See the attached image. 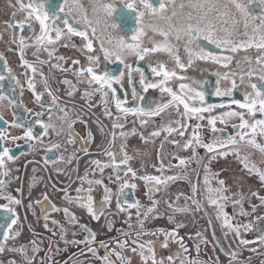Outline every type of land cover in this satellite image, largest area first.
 <instances>
[{"label":"snow or ice","instance_id":"1","mask_svg":"<svg viewBox=\"0 0 264 264\" xmlns=\"http://www.w3.org/2000/svg\"><path fill=\"white\" fill-rule=\"evenodd\" d=\"M11 3V0H9ZM47 0H15V4L12 5L15 8L13 12V20L7 22L8 28L18 29L21 33L24 32L27 26L30 30L32 29V23L35 22L39 25V34H34L33 38L26 37L24 35L19 36L18 39V54L20 57L21 66L26 70L31 71L33 75L37 74L38 70L34 64L29 63L25 57V49L28 47H34L36 51L33 55L36 56L37 60L44 64L46 61L40 60L38 55L39 51L48 53L49 57L53 56L55 52V47L51 50L48 46H56L63 38L69 36H77L81 38V53L85 55L88 65L81 66L78 69H63L62 61L64 57H57V63L53 64L52 67L63 69L65 71L71 70L73 74L78 77V83H86L87 88L85 89L82 98H86L89 101L91 98L99 94L101 102L104 104V115L112 118L113 122L111 125L112 131L110 133L111 140L109 144H114L116 140V129H123L124 125L119 123L122 117H127L129 115L141 118L145 117L147 119H139L140 124L149 123L150 119L155 116H159L161 113L165 112L169 107L176 109V115L179 117L174 121L178 128L173 127H163L161 130H156L151 133L152 137H158L161 131L166 132L168 135L176 133L177 135L184 137L185 129L192 127V135L187 138L181 145L185 150L191 149V159H195L198 162V166L204 168L206 173L209 172L207 164L204 160H215L219 157H226L230 154L235 155L236 159L242 164L243 169L249 174H255L258 176L259 181L264 184V171H261L256 167L255 164L250 163V154L241 156L240 148L248 147L256 152H258L262 160H264V143L260 140H264V15L259 17L250 14L246 4L257 2V0H226L225 3L220 4L218 0H194L193 7L195 9V14L190 12L187 18H181L180 20H173L176 16V9L172 7L169 8L170 4H174L175 0H158L157 4L154 6L150 3V0H139V7H137V0H121L125 3V7L134 13L135 29L131 35V40H125L121 38L118 33V29L121 25L126 23V17H121L122 23H117V19L114 15L116 8L114 7L115 0L112 2H103V0H95L93 5V17H89L84 13L83 8L75 2V0H63V3L59 7L58 12H49L45 8ZM258 3L264 7V0H258ZM234 6L240 15L243 17V31L240 32L237 25L239 21L234 18L231 14V7ZM76 10L77 16H73V10ZM169 11L171 14L169 15ZM63 13V16L60 15ZM103 13V16H101ZM22 18L15 19L17 15ZM159 20L163 21L168 25L167 29H163L152 25V21ZM212 21H217L213 23ZM220 21H223L222 23ZM101 23L105 25L103 29L102 37H96L101 39L100 52L103 53L104 59L106 61L115 60L119 64L123 65L128 70L129 80H132V73L140 72L139 68L133 69L130 64L125 63L126 58L129 56H134L138 61H144L148 58L147 62L150 65V70L155 77H159V80H148L143 72H140V84L143 87L144 92L149 89H159L160 93L167 94L170 99L167 103L159 102L155 104V107L148 106L144 107L142 105L136 107H128L127 99H122L117 93L118 89L114 85H120L121 79L124 76V72L120 71L118 75H112L109 72H104L103 74H97L95 68L99 66V57L96 55L93 46V40L89 36V30L92 36H96L97 26ZM62 25V26H61ZM74 25H82L83 30H78ZM145 28H149L153 33L158 34L163 37V40L156 42L149 40L151 47L144 46V36L146 35ZM115 30V31H110ZM250 29V31H249ZM221 33V34H218ZM169 37L177 41L184 39V51L187 54L188 62L187 65L181 62L180 56L178 55L177 47L172 44ZM240 37V38H233ZM31 39V43L27 41ZM207 41L208 44L214 45L217 49L226 51L230 53L229 55L217 56L212 52L206 51L199 41ZM13 43L17 42L15 33L13 34ZM108 47H105L104 44ZM195 45L199 51L193 50L191 47ZM64 47H77L75 44H63ZM86 50V51H85ZM249 50H254V53L249 55ZM165 52L174 62L173 67H169L164 62H157L155 66H151L152 54ZM239 52H244L245 55L243 60L247 65L246 69H241L239 73V83H245V77H247V86L243 90V100L232 99L231 104L236 107L232 109L231 104L218 103L210 104L206 103V89L205 84L207 81L197 82L192 81L191 83H186L187 77L183 75L186 67H190L194 60H210L214 63H220L224 68H228L234 60V55ZM0 61H4L5 70L11 75V69L7 67V62L4 57L0 55ZM80 62L78 60H73V65H78ZM237 67H240V62L237 61ZM179 69V72L177 71ZM43 76V73H39ZM218 79L216 80V86L211 95L216 97H232L233 91L238 87L237 83V73L233 72L229 75L228 72L217 73ZM26 80L28 82V88L32 92L35 102L41 107L44 104L41 103L42 95L41 92L35 87V82L31 77H28L25 73ZM255 78V82L253 81ZM4 77L0 76V80ZM12 79H16L12 76ZM178 82V90H176L171 83V81ZM221 80L229 81L230 87L226 89H221ZM63 83L70 85L73 90L76 86L72 85L71 81L65 80ZM19 84V81H17ZM44 91H47L48 96L52 98L51 104L47 107V115L49 120L52 119V108L55 106L59 113L57 119L62 122H66V129L61 126L60 131H56L57 125L55 123L45 122L41 117H43L45 112L36 113L37 119L35 123L43 130L42 133L36 134L33 131V127L26 125L24 123H17L13 119L11 126L23 129L22 136H10L6 129L0 130V199H4L7 203L0 205V218L4 220V223H0V254L7 252L15 253L21 257V264H34L35 254L41 251V248L36 243L35 240L31 241V253L29 254V248L27 245L21 244L16 246L13 243L12 246L8 245L9 241L15 242L17 238L21 235V230H14V226L18 224V214L16 212V206L22 204L20 199L13 197L12 195H5L4 189L11 182L10 174L12 169L9 164L18 159L17 156L12 154L9 147L5 145L7 143H14L17 140L24 139L27 142H32L29 145L30 151L34 150L33 145L39 144L45 149L44 164H59L67 163L71 164L72 160L75 158V152L71 155L65 157L63 154H56V150L61 147L59 142L45 145L43 141L44 136H49L53 133L59 136L66 132L68 137L67 144L74 145L79 142V137L73 131L74 124L81 118L79 115L73 119L70 116V112L75 111L74 109L65 110V107L58 104V97L55 96L52 90L47 86V78H44ZM69 96L73 95V91L67 93ZM111 94V95H109ZM137 98V92L133 90V100ZM141 101L145 99L144 96L139 97ZM7 99L9 108L17 105V101L11 97H5L0 95V101ZM112 104L115 106L116 113L114 114L110 111L108 105ZM183 111H180V108ZM216 109H222L218 115L213 114ZM208 113V116L204 114ZM257 114L261 118H256ZM186 120H196V121H207L206 125L196 123L194 126L187 125ZM232 120H238V123H231L232 134L221 137L218 133L223 132ZM0 121L5 125L8 121H4L2 115H0ZM223 125V128H217V123ZM207 127L213 134L209 142H205L201 129ZM51 130V131H50ZM100 131L103 132L104 128L101 126ZM132 135H135V128L132 129ZM120 136L128 137L129 133L121 131ZM93 135L91 132L87 133V138L84 140V144H88L93 140ZM141 138L148 142L147 136H141ZM198 148H203L205 150L206 156L199 157L197 153ZM80 151L87 152V148H81ZM123 146L121 147V152H123ZM104 155L110 157L108 162H102L99 159L92 160L90 163L94 166L93 176L95 172H99L103 175L105 169L111 168L112 175H109V183L118 184L117 191L114 193L111 188H109L103 179H89L88 173L86 172L83 177H80L81 186L75 188L77 195L71 197L68 194L67 189H62L64 192L63 199L69 205H77L82 209L87 211V214L92 220H99L104 216L106 206L111 205L113 198L116 199V209L119 213H127L128 219L125 221L128 223L129 229L133 228L130 223L132 213L128 212V209L135 208V215L137 217V227L135 230V235L131 231L119 230L120 237L111 241L110 243H105L101 241L99 247L104 249V255L99 256L97 249L93 246L96 243V233L87 227L85 224L78 222L74 213L69 211L68 207L60 209L55 204H51L47 211L50 212H60L64 213L65 219L70 225L79 227L80 231L85 233L83 241H71L73 244L83 243L86 246V251H82L81 255L90 253L91 256L100 261V264H131V258L123 254L124 250L131 248L132 253L137 254L140 257L141 264H165V259L167 264H219L218 260L212 261H201L199 255L192 258L189 252V248L183 242V238H178L177 231L175 229L171 231H164L163 229H157L155 231H149L145 228V222L150 219L159 218V208L158 205L161 201L154 198L153 194L160 192L162 189L166 188L170 182H176L186 178L187 173H177L174 175L165 176H154V175H142L137 176V172L133 170L132 167L128 166L129 161L133 158L124 153L123 158H119L117 153L112 151L110 148L104 149ZM178 164L173 166L169 164V168H185L188 161L182 157H176ZM124 165V168H121ZM164 165L161 164L157 171L163 172ZM57 168L56 171H60ZM35 171V169H33ZM123 171L124 176H120V172ZM213 177L218 176V173H213ZM9 178V179H4ZM139 179L144 182L146 188L145 195L148 196L149 205L145 206L140 203L139 200L129 202L124 199L125 190L137 188V184L131 181ZM216 183L219 185L216 188L211 186V183L206 175L205 177V189L203 193L198 192L197 185H192V196L186 199L191 200L192 205L195 206V211H199L202 206V201L197 199V195L203 194L209 205L214 206V210L217 212V219L223 221V227L228 230L229 233H234L236 238H240V228L243 227L247 230V225H233L230 218L224 211V205L228 201L232 200V196L226 195L229 191L226 186V182L223 179H217ZM87 184L88 187L85 188L83 185ZM93 185H97L103 188V199L100 201L99 207L95 206V200L92 195L94 191ZM232 195L242 194L233 193ZM251 196L257 197L261 205H264V197H260L257 192H252ZM123 199V203L121 200ZM180 196L176 197L178 201ZM47 195L44 196V201H48ZM233 204H240L241 200H233ZM39 204L40 201H37ZM167 203L169 209L172 213H186L189 212V207L184 204H178L175 202ZM127 205V207H125ZM31 207V205H29ZM252 210H256V205H251ZM143 209V211H141ZM242 215H247L241 209ZM45 228L48 227L49 216L44 215ZM169 222L174 220L173 215L168 216ZM53 225H58L59 222L55 219L51 220ZM183 227L182 224L177 225V228ZM113 230V225L108 222V231ZM66 230L63 226H60V238L64 240ZM76 235V233H73ZM163 236L164 239L161 241V248L168 249L169 241L177 243L179 245L178 250L174 254L168 255L166 258L161 257L159 260L156 256V250L154 247L155 241L152 239H143L144 237ZM196 244L195 250L197 254L200 252V246L203 243H207L205 237L200 233L195 234ZM261 241L264 242V237H261ZM68 243V241H65ZM241 245H247L249 243L246 239H239ZM59 248L56 252H60ZM52 249L49 248V253L46 254V259H41L40 264H59L58 261L54 260L51 255ZM187 253V255H186ZM115 257V260L112 257ZM70 260L76 259V264H79L78 258H69ZM237 260V253L233 251L229 256V264H234ZM9 264H17V261L11 260ZM64 264H68L65 261Z\"/></svg>","mask_w":264,"mask_h":264},{"label":"flooded vegetation","instance_id":"2","mask_svg":"<svg viewBox=\"0 0 264 264\" xmlns=\"http://www.w3.org/2000/svg\"><path fill=\"white\" fill-rule=\"evenodd\" d=\"M26 3L27 0H24ZM71 2V0H70ZM79 4L84 13L91 19L93 17V5L95 0H75ZM103 2H112V0H103ZM127 2V0H125ZM158 0H150L154 6L157 4ZM226 0H218V3L223 4ZM63 3V0H47L45 8L49 12H58L60 5ZM194 0H175L174 4H170L169 8L174 7L176 9V16L173 17V20H180L181 18H187L188 14L192 12L195 14V9L193 7ZM15 4V0H0V55L4 57V60L7 62V67L11 69V75L7 70H5L4 61H0V76H3L4 79L0 80V95L5 97H11L17 101V105L9 108L8 101H0V115L3 116L4 121H8V124L5 125L0 121V130H5L10 136H22L23 129L12 127L11 123L13 119L17 123H24L33 127V131L36 134H40L43 130L35 123L37 119L36 113L45 112L46 114L41 117L45 122L55 123L57 125L56 131H60L61 126L65 129L67 127L66 122H62L57 119L58 115L62 113L58 112V109L53 106L52 108V119L49 120L47 115V107L51 104L52 98L48 96L47 91H44V78H47V86L52 90L53 94L57 96L58 104L65 107V110L74 109L75 111L70 112V116L75 119L77 115L80 116V120L77 121L73 126V131L79 137V142L74 145L67 144V135L66 132L57 136L55 133L44 136V144L47 145L50 142L55 143L59 142L61 147L56 150V154H63L65 157L71 155L75 152V158L72 160L71 164L59 163V164H44L45 149L39 145H33L32 151L29 149V145L32 142H27L24 139L15 141L14 143H7L5 146L9 147L12 151V154L17 156L14 162L9 164V167L12 169L10 174L11 182L5 187L4 194L12 195L13 197L20 199L22 204L16 206V212L18 214L19 220L18 224L14 226V230H21V235L17 238L15 242L9 241L8 245L12 246L15 243L16 246L21 244L27 245L29 248V254L31 253V241L35 240L36 243L41 248V251L35 254L34 264H40L41 259H46V254L49 253V248L51 247L52 258L59 262V264H64L65 261H68V264H76V259L70 260L69 258H78L79 264H100V261L93 258L90 253L81 255L82 251H86V246L83 243L73 244L71 241H83L85 233L80 231L78 225L73 226L68 223L65 219L64 213L61 210L60 212H50L47 209L50 208L51 204H55L60 209L68 207L71 213H74L78 222L81 224L87 225L89 229L96 233V243L93 245L99 256L104 255V249L99 247L101 241L105 243H110L116 238L120 237L119 230L131 231L133 236L135 235V230L137 227V217L135 215L136 209H128V212L132 213L130 223L133 225L132 229H129L128 223L125 221L128 219L127 213H119L116 209V199L115 197L112 200L111 205L106 206L104 216H102L98 221L92 220L91 217L87 214L85 209L80 208L77 205H69L63 199L64 192L62 189H67L68 194L71 197H75L77 193L75 188L81 186L80 177H83L85 173H88L89 179H103L104 183L112 189L115 193L118 188V184L109 183L108 177L112 175L111 168L105 169L103 175L98 171L95 172L93 176L94 166L90 163L92 160L99 159L102 162H108L110 157L104 155V149L110 148L112 151L116 152L119 158H123L124 153L128 156L133 157L129 161L130 167L137 172V176L142 175H154V176H165V175H174L177 173H187L186 178L177 180L176 182H170L166 188L162 189L158 193H154L153 196L157 200L161 201L158 205L160 216L156 219H150L145 222V228L149 231H155L157 229L173 230L181 229L183 227L177 228V225L181 224L179 213H172L171 209L168 208V203H178L181 205L186 204L190 211L193 210L191 200L186 199L187 197L192 196V185H197V179L201 176H205L204 168L198 166V162L195 159H191V149L185 150L180 145L192 135L193 128L188 127L185 129V136L181 137L175 132L171 135H168L166 132L161 131V134L158 137H152L151 133L156 130H161L163 127H173L178 128L179 125L174 123L179 117L176 115V109L169 107L165 112L161 113L159 116L152 117L149 123L140 124L139 119H147L145 117L137 118L134 116L122 117L119 123L124 125L123 129H116V140L114 144H109L111 140V125L112 118H109L104 115V104L101 102L100 95H94L89 101L86 98H82L87 88L86 83H78V77L73 74V71H65L63 69H72L79 68L81 66H87L88 61L81 53V38L77 36L65 37L58 43L56 46H48L51 50L55 47V52L52 57L48 56V53L41 49L38 53L40 60L46 61V63L41 64L33 53L36 51L34 47H28L25 49L24 57L29 62L35 65L38 72L33 75L31 71L26 70L21 66L20 57L18 54V39L19 36L24 35L29 38H33L34 34H39V25L35 22L32 23V29L30 30L27 26L23 33L18 29L8 28L7 22L13 20V12L15 8L12 6ZM139 0H137V7H139ZM114 7L116 12L114 13L117 23H122L120 20L121 17H126V23L121 25L118 29L119 36L125 40H131V35L135 29V20L134 13H131L126 7L125 3H122L121 0H115ZM250 14L254 16L264 15V7H262L258 0L257 2L246 4ZM171 12L169 11V15ZM231 14L234 18L239 21L237 25L240 32L243 31V17L237 11V9L232 6ZM63 16V13H60ZM73 16H77V12L73 10ZM103 16V13H101ZM22 18L19 14L15 19ZM216 23L217 21H212ZM221 23L223 21H220ZM153 26H157L163 29H167L163 21L155 20L151 22ZM62 26V25H61ZM78 30H83L82 25H74ZM105 25L101 23L97 26L96 36L93 37L91 31L89 30V36L93 40L94 50L96 55L99 57L98 64L99 66L95 68L97 74H103L104 72H109L112 75H118L120 71L124 72V76L121 79L120 85H114L118 89V95L122 99H127L128 107L136 106H152L155 107L156 103L163 102L167 103L170 97L167 94H161L159 89H149L147 92H144L142 85L140 84V72L144 73L146 82L148 80H159V77H155L150 70V65L147 62L148 58L144 61H138L134 56H129L126 58L125 63L130 64L133 69L139 68L140 72L132 73V80H129L128 70L119 62L113 60L106 61L104 59L103 53L99 51L101 47V39L96 37H102L103 29ZM110 31H115L111 30ZM250 31V29H249ZM146 35L144 36V46L151 47L149 40L160 42L163 40V37L158 34L153 33L149 28H145ZM17 38V42L13 43V34ZM221 34V33H218ZM240 38V37H233ZM169 40L174 44L178 49V55L180 56L181 62L187 65L188 57L184 51V39L177 41L169 37ZM31 43V39L27 41ZM63 44H75L77 47H64ZM201 47L206 51L212 52L217 56L229 55L230 53L217 49L214 45H210L207 41H199ZM105 47L108 45L105 43ZM193 50L199 51L195 45L191 46ZM86 51V50H85ZM254 53V50H249L248 54L251 55ZM234 55V60L228 68H224L220 63H214L210 60H194L193 64L190 67H186L183 75L187 77L186 83H191L192 81L202 82L207 81L205 84L206 103L218 104L226 103L231 104L232 99L243 100L242 92L247 86V77H245V83H239V73L241 69H246L247 65L245 64L243 57L244 52H239ZM64 57L62 61L63 69H58L52 67L53 64L57 63V57ZM78 60L80 63L78 65H73L72 61ZM237 61L240 62V67H237ZM157 62H164L169 67L174 66V62L168 56L167 53H153L151 66H155ZM179 72V69H177ZM42 72L43 76L39 73ZM228 72L229 75L235 72L237 73L236 79L238 87L233 91L232 97H216L211 95L216 86V80L218 79L217 73ZM25 73L28 77H31L35 82V87L41 92L42 100L41 103L44 104V107H41L38 103L35 102V98L32 92L28 88V82L25 77ZM12 76H15L16 79H12ZM68 80L72 82V85H75L76 88H73L63 83V81ZM19 81V84H17ZM255 82V78H253ZM174 88L178 90V82L173 80L171 81ZM221 89H226L230 87L229 81L221 80L220 82ZM137 92V98L133 100V90ZM73 91V95L69 96L67 93ZM111 95V94H109ZM140 96H144L143 101L140 100ZM110 111L114 114L116 113L115 106L112 104L108 105ZM232 109H235V105L231 104ZM180 111H183L181 106ZM222 109H216L213 114L218 115ZM208 116V113L204 114ZM256 118H261L257 114ZM238 120H232L229 123V126L223 131L218 133L221 137H226L232 134L231 123H238ZM187 125L194 126L196 123L206 125L207 121H196V120H186ZM103 126L104 131L101 132L100 128ZM223 125L217 123V128H223ZM135 128V135H132V129ZM51 131V130H50ZM128 132V137L120 136V132ZM204 141L207 143L212 137L211 131L204 127L200 130ZM91 132L93 135V140L84 144V140L87 138V133ZM147 136L148 142H145L141 136ZM261 143H264V140H260ZM123 146L124 151L121 152V147ZM87 148V152L80 151L81 148ZM240 151L244 156L247 153H256L257 156H261L255 150L248 147H241ZM197 153L199 157H205L206 153L203 148H198ZM176 157L185 158L188 161V164L185 168L172 167L169 168V164L175 166L178 164ZM212 161V160H211ZM209 160H204V163H211ZM164 165L163 172L157 171L160 165ZM124 165H121V168H124ZM57 168L61 170L56 171ZM35 169V171H33ZM120 176L123 177L124 173L121 171ZM201 177V178H202ZM208 177V176H207ZM9 179V178H4ZM209 179V178H208ZM137 184L135 190L126 189L124 199H127L129 202L139 200L142 205H149L148 196L145 195L146 188L144 182L136 179L131 181ZM204 185L202 188L205 189V178L201 181ZM177 183H182L181 185ZM83 187L87 188L88 185L85 184ZM94 191L92 195L95 200V206L99 207L100 201L103 199V188L97 185H93ZM176 189L179 190L180 199L177 201L176 197L178 195ZM47 195L49 200L44 201V196ZM183 196V197H182ZM37 201H40L38 204ZM7 203L6 200L0 199V205ZM123 203V199L121 200ZM232 204V209L236 211L238 209V204ZM31 205V207H29ZM127 207V205H125ZM204 205L201 206V214L204 216V225L205 227H211L210 221L203 211ZM143 211V209H141ZM189 211V212H190ZM189 212H186L185 221L189 222ZM166 213V214H165ZM2 215V213H0ZM44 215L49 216L48 227L45 228V220L43 219ZM173 215L174 220L169 222L168 216ZM55 219L59 222L58 225H53L51 220ZM249 223L255 225V231L259 232L264 229V214L260 217L249 218ZM184 221V222H185ZM108 222H111L113 225V230L108 231ZM223 223V221L221 220ZM0 223H4V220L0 218ZM183 225V224H182ZM257 225V226H256ZM60 226L66 230L64 240L60 238ZM183 230H179L181 232ZM184 232V231H183ZM76 233V235H73ZM256 233V232H255ZM65 241H68L66 243ZM59 248L61 251L56 252V249ZM115 260V257H112ZM201 259L203 257L201 256ZM15 260L17 264H21V257L15 253L5 252L0 254V264H9V261ZM118 264V262H117Z\"/></svg>","mask_w":264,"mask_h":264},{"label":"rangeland","instance_id":"3","mask_svg":"<svg viewBox=\"0 0 264 264\" xmlns=\"http://www.w3.org/2000/svg\"><path fill=\"white\" fill-rule=\"evenodd\" d=\"M249 154L250 163L255 164L257 168L264 171V160H262V157L257 156L256 153L250 152L245 155ZM240 155L243 156L241 151ZM207 166L209 168V172H205V176H201L202 178H198L197 182H195L197 184L198 192L202 193L201 187L204 184L201 181L204 180L206 175L208 176L213 188L219 186L216 183L217 179L225 180L226 186L229 190L226 195L232 196V200L225 203L224 211L230 218L233 225L248 226L247 230L243 227L240 228L241 235L239 239H246L249 243L247 245H241L239 243V239L235 237V234L229 233L228 230L223 227L221 219H217V212L214 210V206L208 204L207 199H205L203 194L197 195L196 198L202 201V205H204V215L208 217L211 227H205V218L201 214V209L199 211H195V206L193 205V210H191L188 214L189 222L185 221L187 218L186 214H178L180 222L183 224V228L177 229L178 238H183V242L189 248L191 257L195 258L199 255V259L202 262L218 260L219 264H229V256L233 251H235L237 253V260L234 264H264V242L261 241V237H264V229L260 232L259 230L255 231V228L257 227L248 222L250 221L249 218L255 216L260 217L264 214V205H261V202L257 197L251 196L252 192H257L260 197H264V184L259 181L258 176L255 174H249L246 170H244L242 164L233 154L226 157L218 156L215 160H212L211 163L208 162ZM213 173H218V176L213 177ZM178 184L181 185L182 183H177L176 187H178ZM176 192V195L180 194L178 189H176ZM233 193L242 194L243 198L241 199L240 195H232ZM237 199H240L241 203L238 204V209L234 211L231 203H233V200ZM251 205L257 206L255 211L252 210ZM241 209L248 214L242 215ZM179 230H183L184 232H179ZM196 233H200L207 240V243L201 244L199 254H197L195 250ZM149 238L155 241L154 247L158 260L161 257L166 258L168 255L174 254L179 248V245L177 243H173L171 240L169 241L168 249L161 248V241L164 239L162 235L158 238L156 236H152L144 237L143 239ZM123 254L131 258V264H141L140 257L137 254L132 253L131 248L125 249ZM201 256L204 260L201 259ZM117 262L119 264V261ZM149 264H151V262H149ZM165 264H167L166 259ZM176 264H179L178 260L176 261Z\"/></svg>","mask_w":264,"mask_h":264}]
</instances>
